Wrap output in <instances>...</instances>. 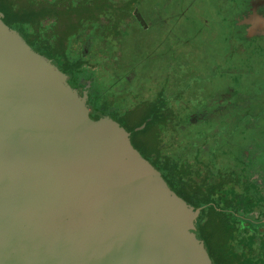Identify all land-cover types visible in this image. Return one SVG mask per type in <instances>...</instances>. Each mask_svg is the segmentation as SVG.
<instances>
[{"label": "water", "instance_id": "95a60500", "mask_svg": "<svg viewBox=\"0 0 264 264\" xmlns=\"http://www.w3.org/2000/svg\"><path fill=\"white\" fill-rule=\"evenodd\" d=\"M71 78L0 20V264H216L200 209Z\"/></svg>", "mask_w": 264, "mask_h": 264}, {"label": "flooded vegetation", "instance_id": "af4514ba", "mask_svg": "<svg viewBox=\"0 0 264 264\" xmlns=\"http://www.w3.org/2000/svg\"><path fill=\"white\" fill-rule=\"evenodd\" d=\"M197 1L190 5L195 12ZM201 1L215 18L211 23L196 13L199 32L224 34L223 51L214 48L202 68L178 62L179 39L165 32L170 18L164 13L185 0H159L152 19L142 16L145 27L135 8L129 24L154 43L151 53L142 47L153 62L136 107L146 114L162 110L158 124L136 138L118 124L173 192L200 209L198 227L211 260L246 264L264 251V0ZM170 16L181 20L185 13ZM168 40L176 45L166 48Z\"/></svg>", "mask_w": 264, "mask_h": 264}, {"label": "trees", "instance_id": "16d2710c", "mask_svg": "<svg viewBox=\"0 0 264 264\" xmlns=\"http://www.w3.org/2000/svg\"><path fill=\"white\" fill-rule=\"evenodd\" d=\"M22 4L30 9L24 11ZM137 7L140 0H0V20L22 34L33 50L56 63L63 73L71 74V84L83 90L96 110L136 138L158 124L162 110L155 107L150 114L144 111L143 120L131 124L129 115L143 99L147 62H153L135 44V36L141 32L128 22L135 18ZM53 16H75L76 24L59 37L56 19L49 22ZM149 67L154 70L159 66L156 62ZM150 117L146 128L138 130ZM231 263L240 264L236 259ZM246 264H264V251Z\"/></svg>", "mask_w": 264, "mask_h": 264}, {"label": "rangeland", "instance_id": "374dc122", "mask_svg": "<svg viewBox=\"0 0 264 264\" xmlns=\"http://www.w3.org/2000/svg\"><path fill=\"white\" fill-rule=\"evenodd\" d=\"M158 3L159 0H146L142 2V4H140L139 11L146 20L149 21L153 18V15L156 13L155 6ZM191 3H193V0H185V4L180 9L174 8L172 5H170L168 10L163 15L168 19L170 18V24L165 29V32L171 31L175 33V35H177V38L179 39L180 43L177 47L180 53H183V55L176 58L178 62H182L184 64L185 62H189L187 65L189 68V64L192 65L193 63H195V66L197 64L198 67L202 68L204 66L206 67V65H203L202 62H209V58L213 56L212 54L215 49H217V51H223L224 48H222V44L224 40V34L217 33V35H213L210 31L200 33L199 23L196 20V13L199 14L200 19H207L211 23L213 22V18H215L214 13L213 11H209L207 9L209 7V3L204 4L201 0L200 2L197 1L196 5L199 4V9L197 10V12H195L193 8H190V5H192ZM20 8H22L24 11H28L30 9V7L25 4H22ZM184 10L185 12H183ZM174 12H176L177 14L185 13V17L181 18V20H177V15L174 16V18L173 16H170L173 15ZM55 19L56 31L58 32L59 37L63 36V34L69 29V27L76 24L75 16H62L59 19L53 16L49 18V22L52 23L53 21H55ZM47 22V19L44 20V23ZM48 35H52V31H49ZM134 41L135 44H139L140 48L144 46L146 53H151L153 51V40L146 42L142 33H138L137 36H135ZM172 44L176 45L175 41L168 40L166 48L167 46H170ZM129 116L131 124L134 125L143 120L144 112L140 109H134Z\"/></svg>", "mask_w": 264, "mask_h": 264}]
</instances>
